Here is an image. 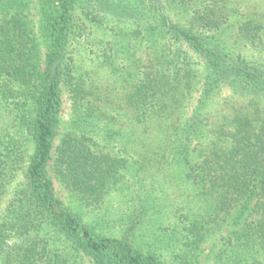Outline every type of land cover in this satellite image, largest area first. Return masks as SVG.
I'll use <instances>...</instances> for the list:
<instances>
[{"label": "trees", "instance_id": "1", "mask_svg": "<svg viewBox=\"0 0 264 264\" xmlns=\"http://www.w3.org/2000/svg\"><path fill=\"white\" fill-rule=\"evenodd\" d=\"M10 3L0 264H264V0Z\"/></svg>", "mask_w": 264, "mask_h": 264}, {"label": "rangeland", "instance_id": "2", "mask_svg": "<svg viewBox=\"0 0 264 264\" xmlns=\"http://www.w3.org/2000/svg\"><path fill=\"white\" fill-rule=\"evenodd\" d=\"M4 1H5V0H3V1L0 0V4H1V5H13L12 3H10V0H6L5 2H4ZM30 5H31V7H32V9L30 10V11H31V21L33 22V25H34V27H35V31H36V27L38 26V15H37V9H36L37 0H31V4H30ZM11 11H12L13 13L16 12L15 9H11ZM0 16H1V15H0ZM63 99H64L63 117L67 119V118H68V113H69V111H70V109H69V108H70V101H69V99H68L67 94H64ZM22 177H23V173H21V174L19 175V177H18L16 183H17V182H22ZM14 186H15V185H14ZM56 188L58 189V193H59L61 196H63V192L60 191V189H59V187L57 186V184H56ZM12 190H14V189H12ZM64 197H65V196H64ZM64 197H63V199H64ZM7 198H9V197H7ZM5 201H6V200H5ZM4 204H5V202H3V204L1 205V208L4 206ZM210 248H211V244H209V245L207 246L205 254H208V253H209ZM201 262H202V264H211L210 261L207 260L205 257H203V259H202Z\"/></svg>", "mask_w": 264, "mask_h": 264}]
</instances>
